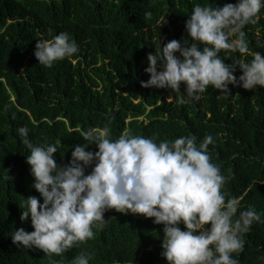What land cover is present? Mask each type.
I'll return each instance as SVG.
<instances>
[{
    "label": "trees",
    "instance_id": "obj_1",
    "mask_svg": "<svg viewBox=\"0 0 264 264\" xmlns=\"http://www.w3.org/2000/svg\"><path fill=\"white\" fill-rule=\"evenodd\" d=\"M236 2L0 0V264H72L81 253L91 257L89 264H168L161 255L163 225L114 209L104 213L107 223L93 229V239L60 256L13 244L14 230L34 231L21 214L28 197L40 196L26 163L30 149L18 135L25 127L32 144H56L61 167L74 146L87 143L81 133L88 129L108 126L113 140L128 132L157 143L189 135L199 143L211 135L209 155L227 178L226 200L240 201L237 217L255 208L264 219V88L229 85L230 95H221L209 86L199 101H189L183 84L180 92L141 87L150 79L149 53L171 40L192 43L185 24L195 5ZM258 15L244 31L250 52L264 56L257 46L264 43V8ZM61 32L75 40L78 53L52 68L37 64L36 44ZM220 56L230 66L252 59L238 52ZM234 75H242L239 68ZM86 151L98 148L91 144ZM180 228L185 230L182 223ZM243 239V252L233 257L239 264H264V223H254Z\"/></svg>",
    "mask_w": 264,
    "mask_h": 264
},
{
    "label": "clouds",
    "instance_id": "obj_2",
    "mask_svg": "<svg viewBox=\"0 0 264 264\" xmlns=\"http://www.w3.org/2000/svg\"><path fill=\"white\" fill-rule=\"evenodd\" d=\"M262 8L264 0H237L223 7L195 5L185 24L192 43L171 40L155 54L149 53L145 72L150 79L141 81V87L180 92L183 84L189 101H199L209 86L221 95H230L229 85L264 88V56L250 52L244 31L257 22ZM151 15L145 13L146 18ZM257 46L264 48V43ZM78 51L70 34L61 32L37 43L34 58L52 68ZM221 52L252 59L230 66ZM237 68L242 72L238 78ZM28 133L27 127L18 129L30 149L26 163L40 196L24 199L21 221L30 218L34 231L14 230L11 240L18 247L60 256L93 239V229L107 223L104 213L114 209L163 225L161 255L168 264H239L233 254L243 252V234L254 223H264L255 208L239 211L237 217L240 201L226 200L227 178L209 155V145L214 144L211 135L199 143L191 135L157 143L128 132L113 140L108 126L88 129L81 133L87 143L74 146L71 160L61 167L54 155L56 144L34 145ZM91 144L98 151H86ZM88 168L92 170L86 175ZM90 258L81 253L72 264H89Z\"/></svg>",
    "mask_w": 264,
    "mask_h": 264
},
{
    "label": "rangeland",
    "instance_id": "obj_3",
    "mask_svg": "<svg viewBox=\"0 0 264 264\" xmlns=\"http://www.w3.org/2000/svg\"><path fill=\"white\" fill-rule=\"evenodd\" d=\"M172 100V99H171Z\"/></svg>",
    "mask_w": 264,
    "mask_h": 264
}]
</instances>
